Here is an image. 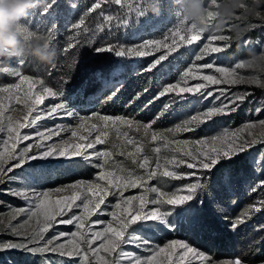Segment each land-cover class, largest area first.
Returning a JSON list of instances; mask_svg holds the SVG:
<instances>
[{
	"label": "snow or ice",
	"instance_id": "1",
	"mask_svg": "<svg viewBox=\"0 0 264 264\" xmlns=\"http://www.w3.org/2000/svg\"><path fill=\"white\" fill-rule=\"evenodd\" d=\"M57 3L58 0H49L46 7L42 10L43 14L51 15ZM124 3L125 0H92L91 4L82 12H80V6L77 3H70L67 6V11L75 16V19L70 22V30L76 35L67 43L63 50L65 52L71 50L77 46V42L91 43L92 50L97 54L114 53L116 57L120 58H138L166 49V51L160 52L158 56L153 57L151 61H148L138 69L141 75L147 76L151 74L153 77H159L162 82L161 87L154 91L148 87L143 88L141 92L136 93L135 97L129 100V106L136 104L137 101L150 92V97L144 103L145 107L155 104L161 98H165L167 94L173 92H176L177 98L181 100L184 99V96L181 95L182 93L198 95L203 100L212 98L204 110L197 111L196 115H193L190 119H185L176 128L168 130L169 132L180 130L194 131L193 125L199 126L213 121L216 117L230 115L236 111V108L247 98V95H250L246 93L228 95V89L223 88L218 90L219 95H216L214 91H205L211 85H234L244 82L242 76L236 75L237 70L244 67L237 63L234 64V67L231 64L217 66L218 58L198 63L205 61V58L211 56V54H222L223 45L216 37L207 36L203 40L201 36H192L190 38L186 34L187 29L178 23L161 39L145 41L134 46L125 47L108 40L93 41L91 35L80 41V35L90 32L87 21L91 14L97 13L99 10V15L105 21L111 22L114 16L105 14L104 6L123 7ZM143 14L141 9H136L137 16H142ZM260 26L264 27V24ZM97 30L104 31L103 28ZM187 46H195L198 51L195 48L189 50ZM184 56L188 57L185 63L191 64V66L187 67V70L179 77L178 82H170L169 77L172 76L173 69L172 62ZM193 56L194 59H192ZM202 69H214V72L218 73L219 76L214 74L201 75ZM3 71L10 72L11 75L18 77L19 82L0 86V133H4L8 137L7 139L0 137V148L3 149L0 151V183L10 181L13 175L9 174L14 173L15 170L22 168L30 161L55 160L60 157L68 158L71 155L87 158L86 149H92L98 143H105V140L102 139L103 133L98 132L91 139L84 136L80 137V139L88 142L84 145L75 144L71 152H68L65 150L68 146V141L62 140L59 143L55 141L52 143L47 142L52 140L54 136H59L66 128L65 125L61 124H54L49 127L46 123L48 120L54 121L57 118L64 117L75 120L76 126L67 129L73 137L77 135V130L84 128L85 123L93 117L104 122L122 121L128 125L135 123L146 131L155 123V120H153L148 124L141 125L132 118L101 115L95 110L92 111L91 116L81 115L79 111L66 103L65 93L62 90H54L52 87L46 86L44 80L24 75L20 70L4 68ZM96 76L103 83L104 88L113 90V95H116L120 85L123 83L115 75L105 77L102 72H97ZM189 79H199L204 82L196 83L194 86L189 87L187 83ZM25 82L28 83V88L24 92L23 98L17 95L15 99L17 103H23L26 111L15 116L11 114L5 116V112L8 109L5 108L3 103L4 94L6 93L7 98L11 99L17 91L21 90V84ZM181 84L184 86L181 87ZM34 85L38 87H34ZM46 100H51L52 102L46 104ZM199 102L197 100V103ZM168 108L169 105L165 104L164 109L167 110ZM255 111L260 113L264 111V107H257ZM11 112L17 113V109L12 108ZM259 125L264 127V119L259 120ZM253 126L252 124H245L243 128L248 129ZM92 127H95V125H92ZM21 129H32L34 131L22 133ZM241 131V129L234 131L223 129L217 134L207 135L198 139L177 141L178 145L187 144L199 147H193L187 151L178 147L174 151L180 152L179 156L173 155L171 159H166L164 165L157 158L155 168L150 166L151 161L148 156H145L142 161L138 162V168L145 170L144 175H135L129 172L122 179L116 177L108 181L110 189L101 188L98 184H88V182L84 181L78 182V184L86 185V191L95 197L93 200L88 195L83 196L82 207L87 215L73 214L67 219L57 220V217L67 215L74 206H77L76 201L81 200V196L76 195L75 192H73L72 196L63 197L53 203L48 199V191H38L24 184H21L17 189H9V195L23 199L28 206L21 208L9 206V210L14 213L13 219L20 216H25L26 219L19 224L9 226L7 231L20 239L17 242H0V251L23 249L33 254L41 255L56 253L61 257H79L81 264H161L162 256L167 261V264H252L243 254L224 261H214L207 253L179 239H170L161 246L152 237L145 235L139 230L146 227L171 234V232L180 228L189 232L201 228L203 208L210 202L218 205L222 203L220 193H227L234 187V177L225 162L231 163L239 158L241 154H247L248 149L256 143L240 135ZM90 135L91 133H89ZM158 135V133L153 131L152 140H156ZM10 140L11 145H9ZM30 140L32 143H25L22 147H19L21 143ZM128 142L133 143L131 139ZM260 142L264 143V141ZM33 144H35V150H32ZM155 151L159 153L160 149L156 148ZM110 155L111 153L108 152L97 151L95 153L97 159L109 157ZM133 162L137 163V161ZM106 163L107 160H105ZM253 163L255 167L264 172V152H260L258 160ZM105 164H99L97 167L103 169ZM167 165L173 166V169H178L184 165L192 171L181 173L176 170H169ZM162 167V175L164 177L173 180H186L187 183L171 193L161 191L159 187L146 188V192L156 194L151 200H147L144 195L124 198L121 189L125 186V183L128 187H141L147 180L155 178L157 176L156 169ZM222 169L224 171L221 174L218 185L216 187L206 186L208 177L215 176ZM109 175L112 174L109 173ZM104 178L103 173L98 177V179ZM94 189H100V191L96 192ZM261 190H264V179H261L258 184L251 188L252 193ZM54 191L59 193L62 189L57 188ZM107 195H119L124 200L125 205L128 204L129 200H135L139 206L133 205L131 211L125 207L119 214L116 211L107 213V215L112 217L111 221L97 219L90 222L92 215L102 211L101 205L105 203ZM193 202L199 203L201 207L195 208ZM149 203L154 207L148 209L147 205ZM89 205H91V208H89ZM165 205L171 206V208H167ZM112 207L119 209L121 204L116 203ZM262 211H264V196H260L244 212L231 220V228L234 231L237 230L241 224L246 222L251 213ZM33 217H36L43 224V227L29 232L25 225ZM41 217L42 219H40ZM55 224L74 225L76 231L70 233L57 232L46 238L45 234ZM96 225H103V227L97 229ZM260 230L264 231V226H261ZM69 236L71 240L68 247L63 243H59L61 238ZM125 246H131V249ZM113 254H115L114 258ZM190 254L191 259L189 258ZM42 264H45V261H42ZM47 264H51V262L49 261ZM259 264H264V258L260 259Z\"/></svg>",
	"mask_w": 264,
	"mask_h": 264
},
{
	"label": "rangeland",
	"instance_id": "2",
	"mask_svg": "<svg viewBox=\"0 0 264 264\" xmlns=\"http://www.w3.org/2000/svg\"><path fill=\"white\" fill-rule=\"evenodd\" d=\"M137 8L143 11V2L133 3L132 0H125L123 7L112 5L104 6L105 14L113 15L114 19L113 21L108 22L99 15L101 21L96 23L95 27L96 30L99 28L104 29V31L97 30L103 37L101 41L108 40L125 47L134 46L149 40H159L164 35H166L170 29L173 28L174 18L172 15L171 0H165L162 14L159 17H153L150 15L145 16L144 14L142 16H137ZM75 35V33L70 32L67 37V43L72 40ZM250 35L252 40L248 47L259 51L260 44H264V27L258 26L250 33ZM206 37L207 35L202 36V40ZM257 41H259V43ZM187 47L189 50L195 48V46ZM195 50L198 51V48H195ZM163 51H166V49L160 50V52ZM181 51H183V49H181ZM246 51L247 48L245 47H240L238 50L237 45H233L230 49V52L211 54V56L205 58V61L198 63L208 62L211 59L218 58L217 66L231 64L234 67L235 60L231 59L232 54H236L238 57H243ZM160 52H154L149 56L138 58H120L116 57L114 53H94L90 58L79 60L77 63L79 66V75L83 78V81L79 84H68L66 82L64 75L61 73V68L59 65L60 63L48 71L49 74L52 75V78H54L55 82H46V86L53 87L54 90H62L65 93L66 103L79 111L81 115L91 116L92 111L95 110L101 115L132 118L141 125L148 124L155 120V123L151 125V128L146 131L143 127H138V125L135 123L128 125L122 121L104 122L93 117L91 120L85 123L84 128L77 130V135L75 137H73L70 131L67 130L68 128L76 126L75 120L64 117L57 118L54 121L48 120L46 122L49 127L53 126L54 124L66 126L65 131L61 132L59 136H54L52 140L47 142L52 143L55 141L59 143L62 140L68 141V146L65 149L68 152H71L75 144L84 145L88 142L87 140L80 139L82 136L89 137V139H91L95 137L98 132H102V139L105 140V143L103 144L98 143L94 148L86 149L87 158L79 155H71L68 158L60 157L55 160H35L30 161L22 168L15 170V174L18 175V177L23 178L26 182V185L31 186L38 191H48V199L53 203L63 197L72 196L73 192H75L76 195L81 196V200L76 201L77 206H74L71 211L67 213V215L63 217H57V220L67 219L73 214L87 215L82 207L83 196L88 195L90 199L93 200L95 197L86 191V185L78 184V182L84 181L88 182V184H98L101 188L110 189L108 181L115 179L116 177H120L122 179L123 177L127 176L129 172H132L135 175H144L145 170L138 168V162L142 161L145 156L149 157L151 161L150 166L155 168V162L157 158L159 159L160 163L164 165L166 159H171L173 155L179 156L181 153L174 151L178 147L184 151L190 150L193 147H199L187 144L178 145L176 143L177 141L198 139L207 135L217 134L223 129H231L233 131L236 129H241L242 131L239 133L240 135L244 136L246 139L256 142L254 143L253 147L248 149V151L253 148H259L260 150L264 151V143L260 142L264 141V127L259 125V120L264 119V111L260 113L255 111L257 107H264V68L258 69L244 67L243 69H238L236 75L242 76L244 78V82L234 85H211L208 89H205V91H214L216 95H219L218 90L222 88L228 89V95H231L232 93H246L250 95H247V98L239 104V106L236 108V111L232 112L230 115L216 117L213 121H210L206 124H201L199 126L193 125L192 127L194 128V131L180 130L169 132L168 130L176 128V126L181 124L185 119H190L193 115H196L197 111L204 110L205 106L209 105V101L212 98H209V100H203L198 95L182 93L181 95L184 96V99L181 100L177 98V93L173 92L167 94L165 98H161L155 104L145 107L144 103L150 97L148 93L139 101H137L136 104L129 106V100L134 98L136 93L139 91H136L133 95H131V97H127L126 91L122 90L123 83L126 82V77L128 76L131 78L132 76H140L141 74L138 72V69L148 61H151L153 57L158 56ZM100 56H105L104 61H102L103 65H106L107 61L115 63L106 74L103 73V65L94 67V65H96L95 58ZM192 59H194V56ZM187 60V56L182 58V61L184 62V66L182 68H178L177 65L172 62V70L175 73L174 77L169 79L170 82H178L179 77L183 75L184 71L187 70V67L191 66V64L185 63ZM4 68H8L10 70H20L22 71V74L25 75L22 58H12L11 60L0 58V86L19 82L18 77L11 75L10 72L3 71ZM97 72H102L105 77L109 75L116 76L120 72L123 74L128 73V75H126V77H122L123 83L120 85L116 95H113V90L104 88L103 83L97 78ZM200 74H214L219 76L218 73L214 72V69H202ZM200 82L204 81L199 79H189L187 83L189 87H192L196 83ZM161 85L162 83L159 85V88ZM180 86L183 87L184 85L181 84ZM34 87L38 86L34 85ZM27 88L28 83H22L21 90L17 91L11 99L7 98L6 93L4 94L5 98L3 103L5 108L8 109V111L5 112V116L9 114L15 116L18 113L26 111L23 103L16 102L15 96L18 95L23 98L24 92L27 90ZM197 100L200 102L197 103ZM50 102L52 101H45L46 104ZM165 104L169 105L167 110L164 109ZM12 108L17 109V113H12ZM161 113L163 114L161 115ZM245 124H252L254 126L244 129L243 125ZM92 125H95V127H92ZM31 131L34 130L21 129L22 133ZM153 131L159 134L156 140H152L151 138ZM89 133H91L90 136ZM0 137L5 139L8 138L4 133H0ZM130 139L133 141V143L128 142ZM25 143H32V141L30 140L23 142L21 145H19V147H22ZM9 145H11V140L9 141ZM156 148L160 149L159 153L155 151ZM2 150L3 149L0 148V151ZM32 150H35V144H33ZM97 151L108 152L111 153V155L109 157L97 159L95 156ZM105 160H107L106 164ZM133 161H137V163H134ZM99 164H105V167L103 169L97 167ZM167 167L169 170H176L181 173L192 171L187 169L184 165L178 169H173V166L171 165H167ZM156 171L157 176L151 180H147V182L141 187H128L125 183V186L121 189L123 191L124 198L144 195L147 200H151L156 194L146 192V188L159 187L161 191L171 193L175 192L183 184L187 183L186 180H173L168 177H164L162 175L163 167L156 169ZM102 173L105 178L98 179ZM109 173L112 175H109ZM17 188L19 187L10 181L6 183H0V232H5L14 238L18 237L13 236L9 231H7V229L12 224H19L20 222L24 221L26 217L20 216L16 219H13L14 213L9 210V206L14 208L28 206L23 199L8 194L9 189ZM57 188H61L62 191L59 193L55 192L54 189ZM94 191L99 192L100 189H94ZM258 193V198L260 196H264V190H261ZM116 203H120L121 208L114 209L112 206ZM193 203L194 207L198 208V203ZM133 205L139 206L138 202L135 200H129L128 204L125 205L124 200H122L119 195H107L105 197V203L101 205L102 211L92 215L90 217V222L96 221L97 219L111 221L112 217L107 215V213L116 211L119 214L125 207L131 211ZM249 205H246L240 213L244 212ZM153 207L154 206L151 203L147 205L148 209ZM165 207L171 208V206L168 205H165ZM89 208H91V205H89ZM253 214H255V212L251 213L246 222ZM40 219H42V217ZM41 227H43V224L40 223L36 217H33L25 225V228L29 232L38 230ZM95 227L100 229L103 227V225H96ZM141 229H143V233L145 235L152 237V239L161 246L170 239L184 240L185 242L190 243L191 246L207 253L214 261L232 259L241 254L246 257V252L249 250L247 247H249L253 242L248 238L243 241L244 243L241 245V243H239V241L234 238L230 239L225 245H218L211 243L210 241L207 242V239L204 238L201 228L192 232L180 228L177 231L171 232V234L159 230L148 229L146 227ZM73 231H76L74 225L65 224H55L51 229L52 235L57 232L70 233ZM129 231H131V229H129ZM70 240V236L64 237L61 238L59 243H63L66 247H68ZM125 247L131 249V246ZM114 257L115 254H113V258ZM63 258H68L74 261L80 260L79 257L65 256ZM189 258L191 259V254L189 255ZM161 264H167V261L163 258V256L161 257ZM252 264H259V262Z\"/></svg>",
	"mask_w": 264,
	"mask_h": 264
},
{
	"label": "trees",
	"instance_id": "3",
	"mask_svg": "<svg viewBox=\"0 0 264 264\" xmlns=\"http://www.w3.org/2000/svg\"><path fill=\"white\" fill-rule=\"evenodd\" d=\"M49 0H43L44 6L48 4ZM92 0H58L57 6L51 15L43 14L42 10L38 9L29 14V16L22 21L24 25V36L28 42L39 40L40 42L47 41L50 49L56 51L54 62L40 63L34 57L26 55L22 57L25 75L42 79L45 82H55L49 70L60 63L61 73L64 75L68 84L81 83L83 78L79 75L78 61L90 58L95 52L92 50L91 43L77 42V46L65 52L63 49L67 46V37L70 34V22L75 19L70 12L67 11V6L70 3H77L80 6V12L86 9L91 4ZM99 12L91 14L88 18V27L90 32L80 35V41L85 40L86 36L91 35L93 41H101L103 38L96 30L95 24L99 23ZM180 57L173 61L178 68L184 66ZM105 56L95 58L94 67L102 66ZM115 63L107 61L103 65V73L106 74ZM92 67V68H94ZM124 73V70H123ZM120 72L116 76L122 80V77L127 74ZM174 73L172 70L173 78ZM159 77H153L151 74L126 77V82L123 83L122 90L126 91L127 97H131L136 91L141 92L145 87L154 91L159 88L161 84ZM53 88V87H52ZM151 95V92L149 93ZM260 152H264L259 148H253L247 151V154L235 159L233 162L227 163L234 177V187L227 193L221 192L220 198L222 203H209L202 211V232L207 242L215 243L218 245H225L230 239L236 238L241 245L243 241L249 238L253 241L246 252V258L252 263H258L260 259L264 258V231L260 230L264 226V211L255 213L251 218L240 225L237 230H233L230 226V221L235 219L241 210L249 204H252L258 199V192L252 193L251 188L258 184L261 179H264V172L254 166V161L258 160ZM216 173L215 176H209L206 181V186L216 187L221 178V174ZM13 178L11 183L20 187L21 184L26 185L23 178L11 173ZM198 208L201 205L198 203ZM143 232V229H139ZM52 235L51 229L45 234L46 238ZM254 237V238H253ZM20 238H14L5 232H0V242L9 243L17 242ZM244 247V246H242ZM42 261L51 262V264H81L80 260H70L63 258L57 254H33L23 249H6L0 251V264H42Z\"/></svg>",
	"mask_w": 264,
	"mask_h": 264
},
{
	"label": "clouds",
	"instance_id": "4",
	"mask_svg": "<svg viewBox=\"0 0 264 264\" xmlns=\"http://www.w3.org/2000/svg\"><path fill=\"white\" fill-rule=\"evenodd\" d=\"M165 0H143L145 16L159 17ZM173 27L177 23L192 36L216 37L223 53L233 45L247 48L243 57L232 54L231 59L242 67L264 68V44L257 51L248 47L250 33L264 24V0H171ZM46 6L43 0H0V58L20 59L26 55L40 63L54 62L56 51L47 41L28 42L22 21L29 14ZM259 43V41H257Z\"/></svg>",
	"mask_w": 264,
	"mask_h": 264
},
{
	"label": "built area",
	"instance_id": "5",
	"mask_svg": "<svg viewBox=\"0 0 264 264\" xmlns=\"http://www.w3.org/2000/svg\"><path fill=\"white\" fill-rule=\"evenodd\" d=\"M133 3H142L143 0H132Z\"/></svg>",
	"mask_w": 264,
	"mask_h": 264
}]
</instances>
